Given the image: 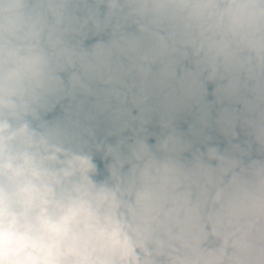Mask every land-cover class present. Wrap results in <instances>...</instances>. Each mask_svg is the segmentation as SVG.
<instances>
[{
    "label": "clouds",
    "instance_id": "9594fccd",
    "mask_svg": "<svg viewBox=\"0 0 264 264\" xmlns=\"http://www.w3.org/2000/svg\"><path fill=\"white\" fill-rule=\"evenodd\" d=\"M0 264H264V0H0Z\"/></svg>",
    "mask_w": 264,
    "mask_h": 264
}]
</instances>
